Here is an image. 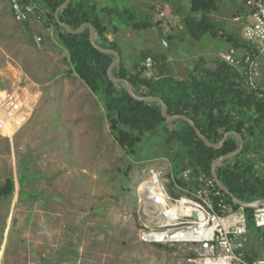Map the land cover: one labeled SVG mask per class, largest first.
Wrapping results in <instances>:
<instances>
[{"label":"rangeland","instance_id":"obj_1","mask_svg":"<svg viewBox=\"0 0 264 264\" xmlns=\"http://www.w3.org/2000/svg\"><path fill=\"white\" fill-rule=\"evenodd\" d=\"M100 1L118 9L103 13L118 28L145 18L137 0ZM8 2L0 0V118L15 119L19 127L11 131L0 122V185L13 179L11 194L0 196V264H203L196 243L155 245L137 236L149 221L138 202L139 185L147 177L145 163L163 154L186 160L185 148L167 142L158 127L127 155L111 133L98 94L68 72L56 27L43 25L47 9L40 5L41 18L28 20L30 38L12 17ZM162 3H154L156 19L164 10L173 17H166L168 24L181 23ZM182 3L191 14L188 0ZM221 21L227 30V19ZM184 34L168 58L171 72L207 46L188 31ZM35 36L41 37L39 44ZM120 50L135 60L133 41ZM254 130L263 136L264 121ZM256 132L253 138L260 139ZM158 165L170 169L165 161ZM245 237L244 255L254 248L248 230Z\"/></svg>","mask_w":264,"mask_h":264},{"label":"trees","instance_id":"obj_2","mask_svg":"<svg viewBox=\"0 0 264 264\" xmlns=\"http://www.w3.org/2000/svg\"><path fill=\"white\" fill-rule=\"evenodd\" d=\"M18 1L23 5L37 1L47 9L43 13V25L48 27L53 24L56 27L55 38L66 51L70 65L68 72L74 73L91 92L98 94L105 116L109 119L111 133L127 155L133 154V147L146 132L154 131L158 127L166 133L167 142L174 140L185 148V166H198L209 175L212 160L236 148L237 141L232 135L227 136L219 148L205 145L186 121L176 119L165 123L158 103L136 100L126 92L123 84L111 82L107 77V67L113 56L100 52L91 45L88 28L78 34H72L57 25L53 12L64 0ZM219 1L222 0H189L191 14L187 13L184 22L186 31L193 38L198 39L205 32L214 34L215 26L209 12L216 10ZM98 12L111 14L110 9L98 8L95 4H90V0H70L69 4L59 11L58 16L73 29L83 22H90L95 29V41L102 47L119 52L116 43L105 37L107 28L97 17ZM196 13L198 15H194ZM17 22L23 25L31 38L32 30L28 20ZM131 24L134 29L151 26L147 20L144 23ZM167 25L168 28L174 27L170 23ZM227 40L237 46L240 38L234 35L227 37ZM137 57L130 69L120 61L113 68V75L127 79L133 92L138 95L159 97L166 105L168 115L184 114L191 118L210 142H218L227 131L238 132L243 140L242 150L219 163L216 174L236 198L245 202L261 198L264 195V167L258 168L253 160L247 158V154L254 150L251 141L253 132H256L254 129L264 121V102L257 99L254 93L246 92L236 71L224 61L219 62L216 71H209L201 77L191 73L188 79L177 80L169 72L165 53L144 48L138 52ZM147 57L151 59L150 67L143 64ZM243 108H252L253 114L248 115ZM232 112L238 115L235 116ZM248 118L252 119L250 125L247 124ZM179 168L176 165L174 172L177 173ZM175 179L180 185H186L181 179ZM12 189L13 179L7 177L0 185V196L10 195ZM224 197L231 203L229 196L224 194ZM251 211L252 208H244L247 230L254 242L253 251L245 254L248 262L264 253V229L254 226Z\"/></svg>","mask_w":264,"mask_h":264},{"label":"built area","instance_id":"obj_3","mask_svg":"<svg viewBox=\"0 0 264 264\" xmlns=\"http://www.w3.org/2000/svg\"><path fill=\"white\" fill-rule=\"evenodd\" d=\"M240 1L243 8L236 19L241 21L240 36L247 47L238 55L234 47H229L220 54V59L239 73L248 92L264 102V86L261 84L264 75V0ZM9 6L16 21L31 17L40 19L42 15L34 2L23 5L18 0H10ZM166 17V11L159 10L157 20L166 23ZM40 40V36L34 37L36 44ZM143 64L150 67L151 59L147 57ZM260 166L264 167V160ZM176 177L186 185H180ZM169 186L173 194H169ZM138 194V202L149 220L141 224L137 234L140 241L162 245L196 243L203 264L205 260L217 259L222 260L221 264H264V253L250 262L244 259L247 230L244 207L227 202L211 174L198 166H186L177 173L149 167ZM261 199L264 195L253 200L255 206L251 218L255 227L264 229V203H259Z\"/></svg>","mask_w":264,"mask_h":264},{"label":"crops","instance_id":"obj_4","mask_svg":"<svg viewBox=\"0 0 264 264\" xmlns=\"http://www.w3.org/2000/svg\"><path fill=\"white\" fill-rule=\"evenodd\" d=\"M138 1V5L140 8H142V13H145V18L142 19V21L137 22V23H144L146 20L150 22L151 26L146 27V28H141L142 30H144V32H140L138 30H141L140 28L138 29H134L132 28V24H128L125 25L126 27H122V28H118L115 24L113 23L114 21L103 15L107 14L106 12H98L97 13V17H99V19L102 21V23L106 26L107 30L105 32V37L108 40H112L116 43V45L119 47V54L121 57V60L124 65L127 68H131L132 65L135 63V61L138 59V52L141 49L147 48V49H152L154 51L157 52H162L165 53L167 56V64H168V58L170 56V54L173 55V53H175L177 50L178 44L177 42H179L182 34H184L185 30V22H184V17L187 15V13H185L184 8H185V4L182 3L183 0H143L141 2V0H137ZM163 2L162 4L164 6H169V10L174 13L177 14L178 18L177 19H181V23L178 20L177 21V25H175V27L173 28H168V23L166 22V24L164 22L161 23V21H158L155 17V13H154V3L155 2ZM189 2V0H188ZM90 4H95L98 8H108L112 13H116V11L118 10L117 8L114 7H107V6H103L105 5L103 2H101L100 0H90ZM127 9L128 7H124L122 9ZM243 8V4L240 0H222L219 1L217 3V7L216 10H212L209 12V17L210 19H212V23L215 26V31L218 30L220 33L215 32L214 34H209V38H203V36H206L207 34L203 33L198 39H196L197 41H200L201 39H203L206 43V48L203 49L202 51H200L199 53H194L189 57H186V59L184 60L185 63L183 64H177L176 68H174V70L172 71L173 73H175L176 75H172V72L169 70V72H171L170 74L172 76H174L175 79H188L189 75L191 73L196 74L198 77H201L203 75H205L207 72L209 71H216L218 64L220 61H222L220 59V54H222L224 51H226L229 47H234L235 49V53L236 55L241 54L244 51V48L247 47V43L245 40H243L241 38V34H240V30H241V21L239 19H236L237 14H239L241 12ZM148 10H152L153 13L150 14ZM227 13L226 15L224 14ZM108 14V15H111ZM194 15H198V13L194 14ZM227 17V18H226ZM167 18L171 19L173 17H171V15L169 13H167ZM166 18V19H167ZM31 19V18H30ZM29 19V20H30ZM227 19V30L225 28H222V24L223 22L221 20ZM176 21V20H175ZM158 23L160 24L161 28H162V33H163V38H164V42L160 41L158 38V33L157 30L155 28V26H153L152 23ZM160 22V23H159ZM125 23V22H124ZM180 23V24H179ZM174 26V25H173ZM224 26V25H223ZM131 28V29H130ZM133 29V30H132ZM172 29V30H170ZM171 31L173 33H171ZM140 32V33H138ZM185 35V34H184ZM238 36L240 38V41H238L237 46H233L230 41L227 40V37L229 36ZM219 40V43H218ZM133 41L135 43V47H136V53L133 55V57L135 58V60H130V56L129 55H125L122 54L121 52V48L125 47L126 45H129V43ZM216 42V45L213 46V43ZM164 43V44H162ZM163 45H165L166 48H169V50H166L165 48H163ZM125 57V59L123 58ZM125 61H124V60ZM129 60L131 61V63L128 64ZM190 64L192 67H190ZM231 67V66H230ZM169 68V66H168ZM235 70V69H234ZM236 71V70H235ZM237 75L240 78L239 73L236 71ZM241 81V79H240ZM261 84L264 86V75L261 78ZM246 90V89H245ZM246 92H248L246 90ZM245 110V112L248 115H252L253 114V109H246L243 108ZM234 113V115L236 116L237 113ZM238 115V114H237ZM246 115H244L243 118H245ZM252 123V119L247 121V124L250 125ZM258 135L261 136L260 139H258V137H254L253 139L251 138V141H253V147L254 150H251V152H249L247 154V158L253 160L254 162L256 160H258L257 162H259L258 164V168L261 167L260 163L264 160V135L262 136V134L257 133ZM241 136V135H240ZM242 138V137H241ZM258 144V145H257ZM243 147V146H242ZM242 150V149H241ZM177 156V155H176ZM174 156H168L167 154H163V155H156L154 156L153 162L154 163H145V166L147 167V169L149 167H160L158 165L159 160L161 161H165L167 165H169L168 170H166L165 172H169L170 170L176 171L175 170V166L178 165L181 169L182 167H186V162L187 160H182L179 159L177 157ZM256 163V162H255ZM151 165V166H149ZM146 170V169H145ZM163 170V169H162ZM147 171V170H146ZM164 171V170H163ZM178 172V171H177ZM175 173V172H174ZM147 178V177H146ZM146 178L144 180H146ZM151 244V243H150Z\"/></svg>","mask_w":264,"mask_h":264},{"label":"water","instance_id":"obj_5","mask_svg":"<svg viewBox=\"0 0 264 264\" xmlns=\"http://www.w3.org/2000/svg\"><path fill=\"white\" fill-rule=\"evenodd\" d=\"M70 0H64L58 7H56V9L53 12V16L54 19L57 23V25L59 27H61L63 30H65L66 32L72 33V34H78L80 32H82L85 28H88V37H89V41L91 43V45L97 49L100 52L106 53V54H110L113 56V60L110 62V64L107 67V77L109 78V80L113 83H121L124 85L126 92L133 97L136 100H141V101H147V102H156L160 105V111H161V115L164 117V121L165 123H171L173 120L176 119H182L184 121H186L194 130V132L196 133V135L204 142L205 145L212 147V148H219L225 138L229 135H232L235 137L236 141H237V146L235 149L217 156L216 158H214L210 164V174L212 176V178L214 179L217 187L227 196L230 197L231 201L237 205H240L244 208H252L255 206V201H250V202H245L242 201L238 198H236L229 190L228 188L220 181V179L218 178L217 174H216V167L219 163H221L222 161H224L225 159H228L232 156L237 155L243 146V140L240 136V134L234 130H230L225 132L221 139L216 142H210L204 134H202V132L196 127L194 121L189 118L188 116L184 115V114H173V115H168L166 113V105L164 104V102L157 96H153V95H138L136 93L133 92L132 90V85L131 83L125 79V78H120V77H115L112 73V70L114 67H116L121 60L120 54L118 51L111 49V48H106V47H102L101 45H99L96 41H95V29L94 26L90 23V22H83L82 24H80L77 28L73 29L70 28L67 23H65L64 21H61L58 13L59 11H61L63 8H65L68 4H69ZM153 26H155L157 33H158V37L159 40L164 42V38H163V33H162V28L160 26V24L154 22L152 23ZM259 203H264V199H261L259 201ZM196 213H193V215H195Z\"/></svg>","mask_w":264,"mask_h":264},{"label":"bare ground","instance_id":"obj_6","mask_svg":"<svg viewBox=\"0 0 264 264\" xmlns=\"http://www.w3.org/2000/svg\"><path fill=\"white\" fill-rule=\"evenodd\" d=\"M0 122L7 126L11 131H15L18 127H19V122L15 119H11V120H5L0 118ZM142 189V186L140 187V190ZM142 194V193H141ZM180 211L182 210L181 208L179 209ZM172 211V208L171 210ZM221 259H217V260H205L204 264H221Z\"/></svg>","mask_w":264,"mask_h":264},{"label":"flooded vegetation","instance_id":"obj_7","mask_svg":"<svg viewBox=\"0 0 264 264\" xmlns=\"http://www.w3.org/2000/svg\"><path fill=\"white\" fill-rule=\"evenodd\" d=\"M35 2H37V1H35ZM37 5H38V7L41 5V4H39L38 2L36 3ZM42 6V5H41ZM139 6V5H138Z\"/></svg>","mask_w":264,"mask_h":264},{"label":"clouds","instance_id":"obj_8","mask_svg":"<svg viewBox=\"0 0 264 264\" xmlns=\"http://www.w3.org/2000/svg\"><path fill=\"white\" fill-rule=\"evenodd\" d=\"M35 3V2H34ZM154 244H156V243H154Z\"/></svg>","mask_w":264,"mask_h":264}]
</instances>
